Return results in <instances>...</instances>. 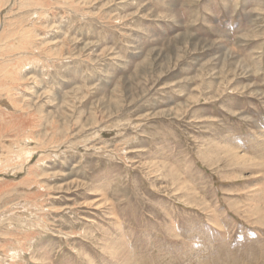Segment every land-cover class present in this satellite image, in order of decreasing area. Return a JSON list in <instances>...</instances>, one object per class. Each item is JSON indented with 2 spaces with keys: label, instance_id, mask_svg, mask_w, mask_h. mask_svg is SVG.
<instances>
[{
  "label": "rangeland",
  "instance_id": "rangeland-1",
  "mask_svg": "<svg viewBox=\"0 0 264 264\" xmlns=\"http://www.w3.org/2000/svg\"><path fill=\"white\" fill-rule=\"evenodd\" d=\"M4 82L0 264H264V0H0Z\"/></svg>",
  "mask_w": 264,
  "mask_h": 264
},
{
  "label": "bare ground",
  "instance_id": "bare-ground-1",
  "mask_svg": "<svg viewBox=\"0 0 264 264\" xmlns=\"http://www.w3.org/2000/svg\"><path fill=\"white\" fill-rule=\"evenodd\" d=\"M6 84H7V83H5V82L2 83V84L0 83V89L2 90V89H4V88H6V86H7ZM9 91H10V90H9ZM9 91H8V92H9ZM2 101H4V100H2ZM7 104H8V103L5 102L3 105L7 106ZM11 109H12V108H11ZM15 111H16V110H15ZM12 162H13V161L7 162V165H9V164L12 163ZM190 198L193 199L192 197H190ZM194 200H195V199H194ZM195 201H196V200H195Z\"/></svg>",
  "mask_w": 264,
  "mask_h": 264
}]
</instances>
